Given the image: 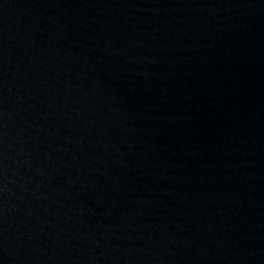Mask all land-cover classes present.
Returning a JSON list of instances; mask_svg holds the SVG:
<instances>
[{"label": "water", "instance_id": "95a60500", "mask_svg": "<svg viewBox=\"0 0 264 264\" xmlns=\"http://www.w3.org/2000/svg\"><path fill=\"white\" fill-rule=\"evenodd\" d=\"M0 264H264V0H0Z\"/></svg>", "mask_w": 264, "mask_h": 264}]
</instances>
